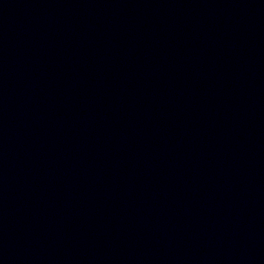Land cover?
Here are the masks:
<instances>
[{
    "label": "water",
    "instance_id": "obj_1",
    "mask_svg": "<svg viewBox=\"0 0 264 264\" xmlns=\"http://www.w3.org/2000/svg\"><path fill=\"white\" fill-rule=\"evenodd\" d=\"M0 264H264V0H0Z\"/></svg>",
    "mask_w": 264,
    "mask_h": 264
}]
</instances>
